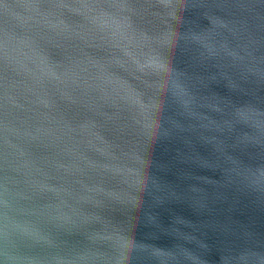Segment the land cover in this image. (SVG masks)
Returning <instances> with one entry per match:
<instances>
[{
    "label": "water",
    "instance_id": "95a60500",
    "mask_svg": "<svg viewBox=\"0 0 264 264\" xmlns=\"http://www.w3.org/2000/svg\"><path fill=\"white\" fill-rule=\"evenodd\" d=\"M0 264H264V0H0Z\"/></svg>",
    "mask_w": 264,
    "mask_h": 264
}]
</instances>
